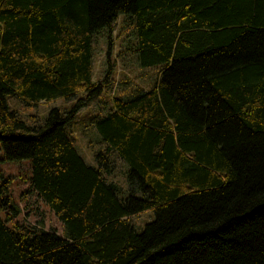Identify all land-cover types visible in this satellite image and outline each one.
<instances>
[{"label":"trees","instance_id":"1","mask_svg":"<svg viewBox=\"0 0 264 264\" xmlns=\"http://www.w3.org/2000/svg\"><path fill=\"white\" fill-rule=\"evenodd\" d=\"M121 14L140 65L164 67L151 89L112 98L90 165L67 125L111 84L94 80L95 36ZM8 96L77 103L25 120ZM0 144L31 161L33 190L64 226L9 227L12 207L0 264H264V0H0Z\"/></svg>","mask_w":264,"mask_h":264},{"label":"rangeland","instance_id":"2","mask_svg":"<svg viewBox=\"0 0 264 264\" xmlns=\"http://www.w3.org/2000/svg\"><path fill=\"white\" fill-rule=\"evenodd\" d=\"M134 27L128 14L119 16L117 27L109 37L108 29L102 30L95 36L94 44V80L103 81L108 74V81L103 94L83 107L72 122L67 125V130L72 133L76 147L85 161L90 165H96V155L104 152L107 144L103 142L101 135L95 127V122L106 115L109 111L112 98H131L140 89L145 91L160 81L163 65L153 67H142L137 55L130 50L136 43ZM113 65V66H112ZM7 103L12 111L23 119L29 116H46L53 108L60 109L68 116L77 100L67 101L63 98L51 102H41L38 106L28 108L25 103L13 96L7 97ZM118 171L113 178L116 182L128 190V182L123 174L128 170L127 164L116 158ZM32 164L30 160L9 161L0 144V203L5 198L7 210H0L1 217L5 220L7 214H13L11 210L15 207L18 215L14 221L7 223L12 227L15 221L40 223L47 231L54 230L63 234L64 226L56 217L51 208L38 197L31 185ZM129 192H127L128 194ZM138 196H141L139 193ZM154 220L153 212H145L132 218V224L138 231Z\"/></svg>","mask_w":264,"mask_h":264}]
</instances>
